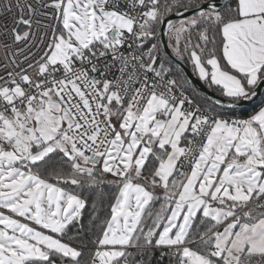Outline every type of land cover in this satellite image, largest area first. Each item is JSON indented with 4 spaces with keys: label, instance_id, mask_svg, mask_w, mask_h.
I'll list each match as a JSON object with an SVG mask.
<instances>
[{
    "label": "snow or ice",
    "instance_id": "1",
    "mask_svg": "<svg viewBox=\"0 0 264 264\" xmlns=\"http://www.w3.org/2000/svg\"><path fill=\"white\" fill-rule=\"evenodd\" d=\"M0 264H264V0H0Z\"/></svg>",
    "mask_w": 264,
    "mask_h": 264
},
{
    "label": "water",
    "instance_id": "2",
    "mask_svg": "<svg viewBox=\"0 0 264 264\" xmlns=\"http://www.w3.org/2000/svg\"><path fill=\"white\" fill-rule=\"evenodd\" d=\"M165 42L167 41V37H164ZM170 51V50H169ZM173 62H175V64H177L181 70L184 72V74L188 77V79L192 82L193 86H195L196 88H198L200 91H204L207 92L208 90L203 86L202 82H199L197 77L195 75H193L192 73V69L190 64H187L184 61H180L177 58L173 57ZM210 94V93H209ZM252 104H248L246 102L245 107L251 106Z\"/></svg>",
    "mask_w": 264,
    "mask_h": 264
},
{
    "label": "trees",
    "instance_id": "3",
    "mask_svg": "<svg viewBox=\"0 0 264 264\" xmlns=\"http://www.w3.org/2000/svg\"><path fill=\"white\" fill-rule=\"evenodd\" d=\"M173 64H174V67H176L177 69H179V70H181V68L177 65V64H175V62H173ZM191 66V65H190ZM184 73V72H183ZM185 75V74H184ZM193 85V84H192ZM193 87H195V86H193ZM196 88V87H195ZM198 89V88H197ZM199 90V89H198ZM257 103H258V101H257ZM254 107V105H251V106H248V107H246V110L247 111H251L252 110V108ZM247 111H245V113L244 114H247Z\"/></svg>",
    "mask_w": 264,
    "mask_h": 264
}]
</instances>
